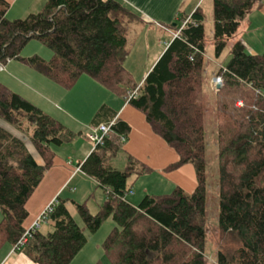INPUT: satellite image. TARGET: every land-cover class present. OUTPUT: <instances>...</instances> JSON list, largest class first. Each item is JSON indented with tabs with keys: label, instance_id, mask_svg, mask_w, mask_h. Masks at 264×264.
Returning a JSON list of instances; mask_svg holds the SVG:
<instances>
[{
	"label": "trees",
	"instance_id": "trees-1",
	"mask_svg": "<svg viewBox=\"0 0 264 264\" xmlns=\"http://www.w3.org/2000/svg\"><path fill=\"white\" fill-rule=\"evenodd\" d=\"M256 0H213L214 55L219 58L236 36ZM10 4L0 0V65L18 59L63 87L72 88L88 74L142 111L154 132L173 147L179 159L196 170L197 187L175 186L169 193L146 194L136 205L127 199L129 179L151 171L126 156L115 164L131 126L115 118L104 144L94 147L80 164L106 195L96 213L86 201L58 197L46 220L54 229L38 228L21 251L38 264H70L87 242L69 203L89 232L110 217L116 226L103 241L111 264H207L206 105L204 69L206 13L199 6L190 17L170 25L179 35L169 43L142 83L125 62L130 52L129 29L140 17L117 0H48L24 18L6 16ZM52 51L45 60L21 52L32 39ZM224 85L216 94L219 147V231L217 264H264V53L250 54L241 40L232 42L231 58L217 70ZM137 90V95L129 94ZM243 100L238 106L237 101ZM102 106L94 125L102 123ZM0 117L30 137L44 163L26 141L0 125V247L14 246L28 229L27 202L53 166L55 146L72 142L76 132L33 102L0 82ZM101 118V120H98ZM93 125V126H94ZM95 264H105L102 260Z\"/></svg>",
	"mask_w": 264,
	"mask_h": 264
},
{
	"label": "crops",
	"instance_id": "crops-1",
	"mask_svg": "<svg viewBox=\"0 0 264 264\" xmlns=\"http://www.w3.org/2000/svg\"><path fill=\"white\" fill-rule=\"evenodd\" d=\"M7 1L10 6L6 16L9 19L14 17L17 19L41 11L48 0ZM117 1L130 8L131 11L140 17L139 24L137 23L138 25L134 26L135 34H137L134 42L131 41L129 36L131 51L125 64L128 63V66L129 63L131 65V62L134 64L133 61L136 59L143 64L146 62V57L148 58L147 67H143L142 70H140L138 65L136 70L131 68V66L129 67L130 71L132 69L134 74L138 75L141 80L140 83H142L148 73L147 71L157 62L164 49L175 38V30L170 28V25H175L174 23L179 22L181 17H190L207 0ZM26 77L27 82L20 81V83L28 94H25L26 96L24 94L21 95H24V97L70 129L76 132L81 131L80 135L85 139H87L86 134L94 125L96 114L102 106L107 108L104 110V118L102 120L99 118L98 120L103 122L108 119L119 118L127 121L131 126V131L125 141L122 153L126 156L129 154L135 157L151 168L149 173L142 176L144 178L148 176V179L144 180L151 181L150 178L153 175L161 178L168 176L175 181L174 183H178V186H181L189 193L193 192L197 187L196 170L192 164L183 165L173 171H166L167 166L179 159L177 151L154 132L145 114L133 107L125 97L117 95L88 74L81 75L77 83L70 89L63 87L41 72H30L27 73ZM83 143L75 138L68 144L54 147L56 156L53 166L46 172L42 182L27 202L29 211V216L25 223L27 228L39 218L53 200L58 202L59 196L79 202H87L89 191L94 189V186H98V183L80 168V164L85 161L93 150L91 146ZM122 156L120 157L122 158ZM73 182H82L79 189L83 190L84 186L83 193L79 192V189L76 191L68 190L69 187L72 189L71 184ZM127 199L133 204L137 205L139 203L136 202L134 197L135 201L128 196ZM2 217L3 214L0 210V221ZM45 227L50 229L48 224ZM39 228L42 230L43 226L40 225ZM84 249L85 246L70 264H95L97 262H94L93 259V262L92 260L90 261L94 253ZM0 264L38 263L28 258L21 250H15V246L12 243L6 242L0 247Z\"/></svg>",
	"mask_w": 264,
	"mask_h": 264
},
{
	"label": "rangeland",
	"instance_id": "rangeland-1",
	"mask_svg": "<svg viewBox=\"0 0 264 264\" xmlns=\"http://www.w3.org/2000/svg\"><path fill=\"white\" fill-rule=\"evenodd\" d=\"M255 6L251 12L244 19L241 28L237 31L236 36L232 41L227 44L228 46L224 49V52L219 58H216L214 55V15H213V0L205 1L204 7L206 13V52H205V69H204V96H205V105H206V117H205V126H206V142H207V151H206V172H207V211H206V228H207V239L205 245V258L207 264H217V250L218 245L220 244V231H219V202H220V186H219V147L217 143V119H216V92L210 88L211 77L217 73V70L221 67H225L230 58H231V45L232 42L236 40H241L246 45V51L250 54H262L264 53V0H256L254 3ZM45 6V5H44ZM44 8V7H43ZM42 8V9H43ZM40 12V11H39ZM16 19V17L11 18ZM140 21L133 22L130 25L129 36L131 41L134 42L137 34H135L134 26ZM137 24V25H138ZM141 37V34H140ZM131 51V50H130ZM165 51V49H164ZM163 51V52H164ZM130 53V52H129ZM39 55L45 60H50L53 57V51L44 44L40 39L32 38L27 45L23 48L21 55L23 57H29L33 55ZM163 54V53H162ZM131 55V54H130ZM133 55V54H132ZM159 60V59H158ZM157 60V61H158ZM129 62V61H128ZM134 64L131 65L126 63L127 68H135L138 65L140 70L143 67H147L148 58L146 57V62L141 64L137 59L133 61ZM156 62L152 65L150 70L154 67ZM34 69V70H33ZM130 70V69H129ZM35 68L31 67L29 64L24 63L18 59L9 60L3 69H0V82L8 87L10 90L18 94H28L24 89L20 81L27 82V73H39L36 72ZM131 72L132 69H131ZM148 74V73H147ZM38 75V74H37ZM136 82H141L138 78V75L132 74ZM23 92V93H22ZM24 95H21L24 97ZM26 96V95H25ZM26 98V97H24ZM27 99V98H26ZM29 100V99H28ZM30 101V100H29ZM0 125L9 130L16 136L23 138L29 150L33 153L35 158L43 163V160L33 143L30 140L28 135H25L22 131L18 130L15 126L4 120L0 117ZM76 140H80L83 144H88L91 148L94 149V144L91 141L85 139L82 135H77ZM57 147V146H55ZM121 155L122 158L120 157ZM120 156L115 159V164L118 168L122 169L125 166V154L121 152ZM137 177L135 175L131 176L129 179V186L132 189V193H129L127 196L136 198V202H140L144 195L146 194H163L171 192L175 186H178V183L170 179L168 176L161 178L153 175L150 180L147 181L148 176ZM148 183V184H147ZM82 185V182H73L71 184L72 189L68 188L69 191H76L79 189V186ZM158 189V190H157ZM67 190V191H68ZM83 190L79 189V192L83 193ZM90 194V195H89ZM88 208L92 213H96L99 209V206L105 201L106 195L103 189L99 186H94V189H91L87 197ZM135 201V200H134ZM69 208L77 221V223L83 228L87 235V242L84 245L85 251H91L94 253L93 259L94 262L102 260L105 264H111L108 257L106 256L102 243L106 236L111 232V230L116 226L115 221L112 217L107 219L102 226L96 232H89L87 227L84 224L83 219L79 213L75 210L74 206L69 203ZM1 210V209H0ZM39 224L43 226L42 230L47 233L54 229L53 225L48 220H40ZM48 224L50 229H47L45 225ZM92 260V262H93Z\"/></svg>",
	"mask_w": 264,
	"mask_h": 264
},
{
	"label": "built area",
	"instance_id": "built-area-1",
	"mask_svg": "<svg viewBox=\"0 0 264 264\" xmlns=\"http://www.w3.org/2000/svg\"><path fill=\"white\" fill-rule=\"evenodd\" d=\"M179 35V31L175 32V36ZM3 65H0V68L3 69ZM210 88L216 92V94L221 90L224 85V80L221 75L215 74L211 77ZM137 90L129 94V98L137 95ZM237 105H243V100L237 101ZM115 120L110 123H99L90 128V131L87 132L86 138L94 144V147L97 145H102L105 142L106 137L111 132V127L114 124ZM121 140L125 142L127 138L125 136L121 137ZM132 193V191L130 192ZM57 203V200H53L51 204L43 211V213L39 216V218L26 230L25 234L21 237L18 243L15 244V250H21L24 245L29 241L32 237L34 231H36L39 227L40 220H46L49 213L53 210L54 205Z\"/></svg>",
	"mask_w": 264,
	"mask_h": 264
},
{
	"label": "water",
	"instance_id": "water-1",
	"mask_svg": "<svg viewBox=\"0 0 264 264\" xmlns=\"http://www.w3.org/2000/svg\"><path fill=\"white\" fill-rule=\"evenodd\" d=\"M175 25L177 24V23H174Z\"/></svg>",
	"mask_w": 264,
	"mask_h": 264
}]
</instances>
